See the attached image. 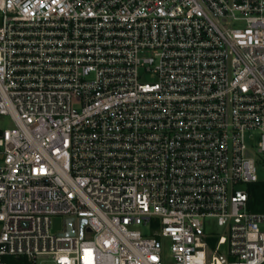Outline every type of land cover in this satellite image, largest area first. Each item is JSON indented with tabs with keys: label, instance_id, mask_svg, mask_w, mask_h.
<instances>
[{
	"label": "built area",
	"instance_id": "1",
	"mask_svg": "<svg viewBox=\"0 0 264 264\" xmlns=\"http://www.w3.org/2000/svg\"><path fill=\"white\" fill-rule=\"evenodd\" d=\"M2 116L0 264H264V0H0Z\"/></svg>",
	"mask_w": 264,
	"mask_h": 264
},
{
	"label": "rangeland",
	"instance_id": "2",
	"mask_svg": "<svg viewBox=\"0 0 264 264\" xmlns=\"http://www.w3.org/2000/svg\"><path fill=\"white\" fill-rule=\"evenodd\" d=\"M140 56L147 57L148 52L142 51L140 53ZM154 79L149 75V73H145V68L141 69V81L148 82L153 81ZM13 124L9 117H0V127L2 128H10ZM257 165H258V177L259 180H264V160L261 158L257 159ZM244 186H240V188H243ZM65 216H56L53 219V231L55 232H61L64 230L65 225ZM77 223H79V219H77ZM211 230L220 231V227L217 226V224L213 223L212 226L209 227ZM168 257H170V252H166ZM169 259V258H168Z\"/></svg>",
	"mask_w": 264,
	"mask_h": 264
},
{
	"label": "trees",
	"instance_id": "3",
	"mask_svg": "<svg viewBox=\"0 0 264 264\" xmlns=\"http://www.w3.org/2000/svg\"><path fill=\"white\" fill-rule=\"evenodd\" d=\"M249 209L255 212H264V180L248 183Z\"/></svg>",
	"mask_w": 264,
	"mask_h": 264
},
{
	"label": "water",
	"instance_id": "4",
	"mask_svg": "<svg viewBox=\"0 0 264 264\" xmlns=\"http://www.w3.org/2000/svg\"><path fill=\"white\" fill-rule=\"evenodd\" d=\"M68 223H69V225H68V228L66 230V233H68V234H74L75 231H74V227H73V219H68ZM85 223H86V220L85 219H82L80 221L81 234H82V227L84 226Z\"/></svg>",
	"mask_w": 264,
	"mask_h": 264
}]
</instances>
